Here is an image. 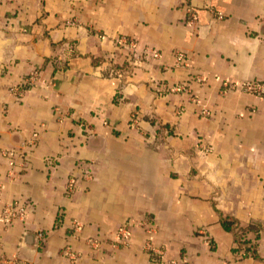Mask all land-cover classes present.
<instances>
[{"label": "crops", "instance_id": "crops-1", "mask_svg": "<svg viewBox=\"0 0 264 264\" xmlns=\"http://www.w3.org/2000/svg\"><path fill=\"white\" fill-rule=\"evenodd\" d=\"M251 80L264 0H0V255L264 264V97L224 92Z\"/></svg>", "mask_w": 264, "mask_h": 264}, {"label": "built area", "instance_id": "built-area-1", "mask_svg": "<svg viewBox=\"0 0 264 264\" xmlns=\"http://www.w3.org/2000/svg\"><path fill=\"white\" fill-rule=\"evenodd\" d=\"M189 13L191 15V22H193L195 20V14L193 13V11L191 9H189ZM219 18H222V16L220 15ZM119 44L126 48L127 51L130 52V54L134 57H136L138 55V49H137V44L134 40L131 39H126V38H121L119 39ZM145 52H147L150 55H153L155 58L159 57V54L155 51H152L150 49H147ZM176 56V66L178 67H182L186 65V57L183 53L181 52H176L175 54ZM30 82H34V77L30 78V79H26L25 83H30ZM242 91L244 93H250V94H255L261 97H264V82L262 81H256V80H251V81H245L243 83H231V82H225L224 83V92L228 93V92H233V91ZM207 112V111H205ZM34 138L36 137V135L33 136ZM11 156H13V153H10ZM90 175H88L89 177ZM75 189V181L74 179H70L68 182V185L66 187L67 192H73ZM26 213V208L25 207H21V208H17L15 209H9L2 217L1 220L4 221L5 223L10 224L12 221H14V219H22L24 218V215ZM120 237L122 238H126L127 237V232H125V230L120 231ZM42 236V235H40ZM210 243V240H207ZM152 252L154 254H157L159 256L162 255V251L160 249H152ZM68 255V259H69V264H74V262L76 261V256L73 252L68 251L67 252ZM0 264H17L15 260H11V261H7L6 259H4V257L2 255H0ZM161 264H165L164 262ZM171 264H175L174 261L171 262Z\"/></svg>", "mask_w": 264, "mask_h": 264}, {"label": "trees", "instance_id": "trees-1", "mask_svg": "<svg viewBox=\"0 0 264 264\" xmlns=\"http://www.w3.org/2000/svg\"><path fill=\"white\" fill-rule=\"evenodd\" d=\"M224 225L227 229H231L234 226V222L226 221L224 222ZM237 243H238V249L240 252L243 253L244 256L255 255L256 249L255 246L251 244V241H249L244 235V229L238 230L237 232ZM250 245V246H249Z\"/></svg>", "mask_w": 264, "mask_h": 264}]
</instances>
